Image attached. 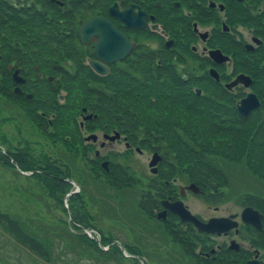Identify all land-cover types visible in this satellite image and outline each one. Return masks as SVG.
<instances>
[{
	"label": "flooded vegetation",
	"instance_id": "flooded-vegetation-1",
	"mask_svg": "<svg viewBox=\"0 0 264 264\" xmlns=\"http://www.w3.org/2000/svg\"><path fill=\"white\" fill-rule=\"evenodd\" d=\"M93 17L106 20L121 42L130 46L122 59L102 62L95 55V39L82 42L79 29ZM13 22L19 26L12 30ZM203 24L211 26L201 30ZM188 45V53L195 55L198 63L192 67L195 73L184 63L182 50L187 52ZM176 58L182 68L176 65ZM89 60L98 61L106 73L93 72ZM113 72L123 87H153L174 74L179 86L193 82L192 91L198 96L204 94L202 87L211 83L216 87L215 99L232 103L240 116L248 117L259 110L256 124L264 132V0H0V94L6 98L31 106L27 110L46 118L50 125L62 114L59 111L72 89L81 85L97 87ZM239 75L249 79L248 85L238 83L228 88ZM249 94L255 96L258 106L242 114L237 107ZM78 117L77 132L89 156L101 167L107 161L101 150L114 142L124 143L119 156L141 153L121 131L108 133L106 126L99 124L93 132L98 125L94 122L96 114L85 106L79 107ZM114 132L119 138L109 141L104 137ZM91 134L97 136L96 140L86 139ZM155 148H150L151 155ZM160 157L153 167L149 166L150 160L146 162L148 175L140 177L145 170L134 168L129 175L126 169L130 165L126 164L121 178L133 188L141 183V188L147 189L136 207L142 217L166 229L172 244L179 245L173 248L170 244L168 255L177 252L189 264H264L263 228L257 230L241 220L243 207L238 213L226 215L193 212L185 197L204 199L205 195L189 192L187 184L180 185L182 177L172 167L176 162ZM108 166L109 162L106 170ZM176 201L200 222L222 217L237 225L219 234L199 232L192 222L182 220L168 208ZM207 207L217 211V205Z\"/></svg>",
	"mask_w": 264,
	"mask_h": 264
},
{
	"label": "rangeland",
	"instance_id": "rangeland-1",
	"mask_svg": "<svg viewBox=\"0 0 264 264\" xmlns=\"http://www.w3.org/2000/svg\"><path fill=\"white\" fill-rule=\"evenodd\" d=\"M210 26L203 24L200 28L205 30ZM189 49L190 45L187 52L182 50L184 63L188 70L195 73L197 70L192 67L195 68L197 60L195 55L188 53ZM179 61H176V65L182 68V62ZM81 88L72 89V93L67 96L68 102L63 104L68 110L65 112L66 117L57 121L54 118L51 125L46 118L27 110L31 106L0 95V150L12 153L24 151L25 156L21 160L36 172L23 167L20 170L18 165L9 164L0 158V213L18 220L28 232L42 240L41 243L50 254L45 259L37 257L16 242L0 224V264H142L140 260L143 264H189L184 255L177 252L168 255L166 248L170 244L173 248L179 245L171 243L172 237L163 226L151 223L138 212L136 201L147 189L141 188V183L133 188L121 178L126 164L130 165L126 169L129 175L133 174V168L140 172L145 170L151 156L150 146L136 143L134 145L139 147L141 153L125 152L119 156L118 152L124 151V143L117 141L101 150V155H105L104 159L109 162L107 178L100 170L89 171L84 163L87 156L82 155V149L79 150L78 140L70 148L60 142V139H65L68 133L73 132L80 120V106H77L83 103L85 97ZM155 116L151 113V117ZM184 117L174 116L177 121L172 122L173 131L176 130L181 136L182 133L186 134V129H182L185 122L179 119ZM99 126L92 131L96 132ZM60 133L62 135L59 136ZM175 162L176 165L180 163ZM52 163L54 166L50 167L62 170L60 175L70 179L73 185L69 184L66 189L60 190L52 178L36 171ZM228 163L227 169L224 168L228 190L222 202L217 204V211L209 210L207 206L212 207L214 204L202 197H185V203L193 212L207 215L238 213L243 207L241 198L249 194L248 189L264 195V179L253 180L246 168L243 167L244 172L240 165ZM148 174L145 170L140 177ZM85 175L90 177L89 181L84 179ZM180 181V185L188 184L186 177ZM75 189L78 191L74 195L71 192ZM76 195L79 201L75 198L70 203V197ZM85 237L101 245L104 250V245L113 243L119 250L115 255L98 256L95 254L96 245ZM109 238L112 241L107 243L104 239ZM103 240L104 243H101ZM121 246L124 251H120Z\"/></svg>",
	"mask_w": 264,
	"mask_h": 264
},
{
	"label": "trees",
	"instance_id": "trees-1",
	"mask_svg": "<svg viewBox=\"0 0 264 264\" xmlns=\"http://www.w3.org/2000/svg\"><path fill=\"white\" fill-rule=\"evenodd\" d=\"M15 22L12 23V30L19 26ZM1 46L3 48V44ZM100 82L102 84L97 87L79 86L86 94L82 105L96 114L94 122L105 125L107 131H121L135 145L136 143L150 147L154 145L155 151L160 153L163 159L179 161L178 165L174 164L172 167L178 170L179 177H186L188 182H193L200 187L206 202L214 205L222 202L223 195L228 190V178L224 170V168L227 169L228 162H234L246 168L248 176L253 180L264 179V132L261 125L256 124L258 121L256 112L259 110L248 117H242L232 103L215 99L216 87L213 88L211 83L205 85L208 92L202 87L204 94L198 96L192 91L193 82L179 86V80L174 74L166 82H155L156 85L153 87L120 86L116 72H113L108 80ZM66 90L68 92L69 88ZM223 98L227 99L224 96ZM65 107L59 111V113L63 112L58 114L56 121L61 117L64 118L65 112H68ZM151 113L157 116L151 117ZM174 116L176 118L185 116V119H179L185 122L182 129H186V134L182 133L183 136L172 129L174 126L172 122L177 121ZM67 119L73 120V118ZM68 134L65 139H60V142L70 148L78 140L79 150L82 149V155L87 156L88 149L85 146V148L82 147L77 126L71 134ZM5 153L9 158L0 153L2 160L12 165L17 164L20 170L22 167L28 170L29 167L26 166L25 161L21 160L25 156L24 151ZM84 163L89 171L100 170L95 161L88 157ZM50 166L53 167L54 164H46L45 168H37L36 171L52 178L60 190L66 189L69 182L60 175L62 170H56ZM244 168L242 170L245 172ZM181 169L183 171H180ZM29 171L33 172L34 169L29 168ZM102 173L108 178L109 173L104 171ZM87 176L85 175L84 179L89 181L90 177ZM248 191L249 194L242 196L241 205L253 207L264 216V195L250 189ZM75 198L79 201L76 195L70 197L69 202L72 203ZM0 224L16 242L32 254L44 259L50 256L44 244L41 243L42 240L28 232L18 220L0 213ZM85 238L94 246L96 245L92 240ZM104 240L107 243L112 241L110 238ZM104 240L101 243H104ZM262 246L264 247V243ZM104 247L107 249L104 250L101 245H96L95 254L115 255L119 250L115 244L104 245ZM124 248L129 250L127 247Z\"/></svg>",
	"mask_w": 264,
	"mask_h": 264
},
{
	"label": "water",
	"instance_id": "water-1",
	"mask_svg": "<svg viewBox=\"0 0 264 264\" xmlns=\"http://www.w3.org/2000/svg\"><path fill=\"white\" fill-rule=\"evenodd\" d=\"M79 36L82 42H85L90 38L95 39L96 58L105 63H112L122 59L130 50V46H128L125 42H121L119 34L115 31V29L111 27V25L106 20L100 17H93L85 21L79 29ZM215 53L217 54L218 52ZM88 63L97 74L106 73V68L103 67L98 61L89 60ZM210 74L213 75L214 72L210 71ZM238 83H242L247 86L249 83V79L243 75H239L232 83L227 85V87L231 88ZM257 106V99L254 95L249 94L240 101L237 109L240 113L246 114L249 110ZM90 137L93 140L96 139L95 135H91L89 136V138ZM118 137L119 135L117 133H115L113 136H107L109 140H114ZM158 160H160L159 155L157 153H154L152 155L149 166L155 165ZM102 165L106 167L107 162H104ZM186 190L194 193L199 192V188L193 183L187 185ZM168 208L171 211L177 213L182 220L192 222L199 231L207 233L216 232L219 234L220 232H224L237 225L236 223H232L229 218H211L205 223L199 222L179 201L172 203L170 206H168ZM240 215L243 222L251 224L256 229L261 228L260 220L262 218V215L257 210L251 207H245ZM121 250H123V248H121Z\"/></svg>",
	"mask_w": 264,
	"mask_h": 264
}]
</instances>
